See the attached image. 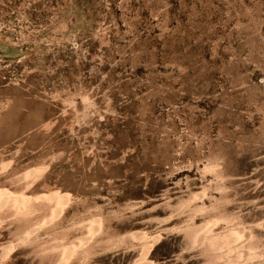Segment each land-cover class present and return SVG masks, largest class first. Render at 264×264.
Listing matches in <instances>:
<instances>
[{
    "label": "rangeland",
    "instance_id": "374dc122",
    "mask_svg": "<svg viewBox=\"0 0 264 264\" xmlns=\"http://www.w3.org/2000/svg\"><path fill=\"white\" fill-rule=\"evenodd\" d=\"M0 264H264V0H0Z\"/></svg>",
    "mask_w": 264,
    "mask_h": 264
}]
</instances>
